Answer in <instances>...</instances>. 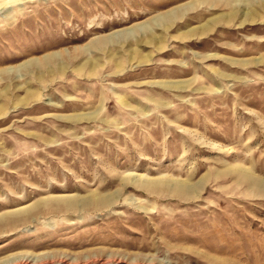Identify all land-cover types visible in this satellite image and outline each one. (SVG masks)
<instances>
[{
  "label": "rangeland",
  "instance_id": "1",
  "mask_svg": "<svg viewBox=\"0 0 264 264\" xmlns=\"http://www.w3.org/2000/svg\"><path fill=\"white\" fill-rule=\"evenodd\" d=\"M234 1L0 0V264H264V0Z\"/></svg>",
  "mask_w": 264,
  "mask_h": 264
},
{
  "label": "bare ground",
  "instance_id": "2",
  "mask_svg": "<svg viewBox=\"0 0 264 264\" xmlns=\"http://www.w3.org/2000/svg\"><path fill=\"white\" fill-rule=\"evenodd\" d=\"M230 1V0H229ZM231 1H234V0H231ZM240 0H235L234 2H239ZM244 1V0H243ZM216 2V1H215ZM219 3V2H218ZM234 8V7H233ZM242 8V7H241ZM234 13H235V11H233ZM246 12V11H245ZM169 13V12H168ZM244 13V12H243ZM247 13L249 14V11L247 10ZM174 14V13H173ZM161 16V15H160ZM179 16V15H178ZM162 17V16H161ZM173 18V17H172ZM251 19V18H250ZM167 20V19H166ZM205 24H206V22H205ZM204 24V25H205ZM169 25V24H168ZM170 25H171V23H170ZM198 27H200V26H198ZM149 39H151L152 41L154 40V38H150V36H149ZM10 69V68H9ZM8 69V70H9ZM14 68H12V70H13ZM16 69V68H15ZM17 70V69H16ZM7 71V70H6ZM10 71V70H9Z\"/></svg>",
  "mask_w": 264,
  "mask_h": 264
}]
</instances>
